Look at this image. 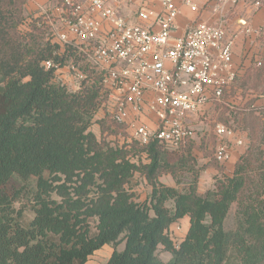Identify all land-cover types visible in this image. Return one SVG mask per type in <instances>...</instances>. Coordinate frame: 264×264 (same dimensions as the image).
<instances>
[{
	"label": "trees",
	"instance_id": "1",
	"mask_svg": "<svg viewBox=\"0 0 264 264\" xmlns=\"http://www.w3.org/2000/svg\"><path fill=\"white\" fill-rule=\"evenodd\" d=\"M24 4L0 0V264H87L104 246L113 248L105 264H264V128L256 113L247 112L248 145L232 175L200 194L191 145L173 162L158 142L120 147L98 139L91 128L103 102L101 76L87 73L75 92L57 82L56 68L43 63L63 67L67 56L43 45L34 25L21 33ZM263 76V67L249 71L244 83L256 88ZM182 170L194 175L187 189L159 181ZM137 174L152 188L141 202ZM24 193L34 214L27 223L14 207ZM234 205L236 226L226 230ZM185 217L190 227L176 246L168 230ZM161 246L168 263L157 255Z\"/></svg>",
	"mask_w": 264,
	"mask_h": 264
},
{
	"label": "built area",
	"instance_id": "2",
	"mask_svg": "<svg viewBox=\"0 0 264 264\" xmlns=\"http://www.w3.org/2000/svg\"><path fill=\"white\" fill-rule=\"evenodd\" d=\"M181 1L193 5L196 0ZM157 2L159 10L144 5L135 21L123 17L107 0H64L55 8L62 15L58 44L101 76L102 107L117 125L125 126L124 133L117 135L120 147L158 142L167 150H177L189 145L196 137L189 120L208 104L221 102L243 73L233 67L235 38H226L223 25L199 24L173 38L179 16L176 0ZM261 4V0L255 3ZM43 66L56 68V77L62 73L51 61ZM66 68L73 74L68 80L71 91H78L88 79L86 70L74 60ZM246 109L260 113L264 107L253 104ZM146 114L154 116V123L142 121ZM230 126L215 127L213 156L220 164L230 162L232 143H245L243 131ZM175 225L181 229L179 222Z\"/></svg>",
	"mask_w": 264,
	"mask_h": 264
},
{
	"label": "crops",
	"instance_id": "3",
	"mask_svg": "<svg viewBox=\"0 0 264 264\" xmlns=\"http://www.w3.org/2000/svg\"><path fill=\"white\" fill-rule=\"evenodd\" d=\"M46 1L48 0H32L35 8H41L46 5ZM257 1L259 0H196L193 5H184L181 0H176L179 16L172 31L173 38L184 36L191 28L199 24L223 25L226 31V38H235L233 67L236 71H243V73L239 80L228 90L221 102L208 104L205 110L199 114L203 116L214 107H220L219 110L226 111L227 115L231 114L230 118L235 113L233 115L234 118L229 123L243 131L245 143L241 146H237L234 143L231 144L232 158L229 163L234 165L245 153L248 145V131L245 128L248 112L246 107L253 101H255L254 104L257 106L264 107V76L259 80L260 84L256 88L251 86L252 82L244 83L245 76L249 71L251 73L262 67L264 71V0H261L262 4L260 7L255 5ZM51 2L54 3L55 1L50 0ZM107 2L111 7L118 9L123 17L132 21L136 20L138 10L144 5L155 10L160 9L157 0H151L146 3L141 0H107ZM248 30L250 32H247ZM258 61L262 63L261 66H257ZM249 79L252 80L251 77ZM151 96V94L147 95L148 98H151ZM256 115L261 119L262 127L264 128V112L262 114L256 113ZM199 119L198 115L191 118L189 120L191 127L197 130L203 129L204 124L203 122H198ZM142 121L152 124L155 119L154 116L146 114V116L142 117ZM199 140H196L197 149L195 150V156L197 160L206 164L211 161V157H205L199 151ZM262 149L264 150V144ZM207 171L213 174L220 173L213 167H207ZM166 185L175 187V184L169 179L166 181ZM178 222L182 226L183 235L186 236L190 227V218L185 217Z\"/></svg>",
	"mask_w": 264,
	"mask_h": 264
},
{
	"label": "rangeland",
	"instance_id": "4",
	"mask_svg": "<svg viewBox=\"0 0 264 264\" xmlns=\"http://www.w3.org/2000/svg\"><path fill=\"white\" fill-rule=\"evenodd\" d=\"M46 5L42 6L41 8H35L32 0H25L24 4V10H23V16L24 21L20 25L19 30L23 35H25L26 32L31 30V26H35L37 29H39V37L41 40V43L43 45L50 44L53 46H58L59 48L56 50V54L60 56H67V58L64 63V66L62 68V73H59L57 78V82L64 83L66 87L71 91V85L69 84L68 80L69 78H72V73L67 71L68 69L66 66L70 63L71 60H74L76 65H79L82 69L86 70L88 75H92L94 72L88 67L86 62L82 60L81 58H74V55H64V49L58 44L57 42V36L62 30V15L58 14L55 11V8L57 7L56 2L50 3V0L46 1ZM50 3V4H49ZM93 72V73H92ZM220 107H214L211 109V111L208 110L207 114L205 113L203 116H200V119L198 122H203L204 127L203 129L196 131V140L200 139L199 143V151L202 152V154L205 155V157H211V161H208L206 164L201 162L200 160L196 159L195 156V150L197 149L196 140L194 139L189 143L191 145V155L193 156L194 160L196 161L195 169L197 170L198 175V191L200 194H204L208 189H212L214 187V184L217 179L222 178L223 176H230L232 175L234 171V164L226 163V164H220L218 163L214 158V151L217 146V137L214 133L215 127L218 123H223L226 126L231 127L230 121L234 118L233 115L230 118V115H227L226 111L219 110ZM237 116V115H236ZM224 117L226 118L227 122L224 121ZM116 124L110 117V115L107 112V109L105 107H102V104L95 115V124L92 126L91 130L92 132L98 137L99 140L105 139L106 141L118 145L119 140L117 139V135L121 132H110L111 130H115ZM237 127V126H236ZM168 154L171 159L176 158L177 152L180 151V149L177 150H167ZM176 161V160H175ZM209 163L212 165L209 166ZM207 167H213L216 170H218L220 173L213 174L211 172H206ZM168 176V178H167ZM172 181L174 183L175 187L179 190L187 189L190 186L191 181L194 179V175L192 172H188L187 170L178 171L177 177H173L170 174L162 176L159 181L166 185V181ZM177 183H180L177 185ZM134 186V194H135V200L136 201H144L146 200L151 193V186L147 184L145 178L139 174L136 175V178L133 183ZM167 186V185H166ZM30 197L29 194H22V196L18 199L17 202L14 203L15 209L18 211L23 212V218L25 219V222H29L33 219L34 214L31 207ZM170 205V203H169ZM235 212H236V206L234 205L229 213V216L226 220L225 227L226 230H233L236 226V219H235ZM175 223L172 225L171 229L168 230V235L171 238V240L178 244L180 243L183 238L185 237L182 232V226L180 230H177L175 227ZM124 245H120L118 247V250H123ZM113 252V248L111 246H104L102 249L96 251L89 259L87 264H105L108 259L110 258L111 254ZM157 255L160 258L161 261L164 263H168L170 259L172 258L171 253L167 252L162 246L159 247L157 251Z\"/></svg>",
	"mask_w": 264,
	"mask_h": 264
}]
</instances>
